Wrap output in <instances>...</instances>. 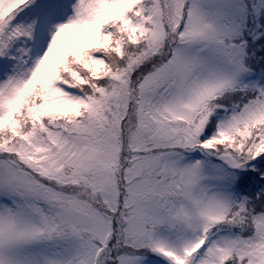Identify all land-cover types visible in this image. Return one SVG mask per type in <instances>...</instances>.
<instances>
[{
  "label": "snow or ice",
  "instance_id": "1",
  "mask_svg": "<svg viewBox=\"0 0 264 264\" xmlns=\"http://www.w3.org/2000/svg\"><path fill=\"white\" fill-rule=\"evenodd\" d=\"M0 264H264V0H0Z\"/></svg>",
  "mask_w": 264,
  "mask_h": 264
}]
</instances>
